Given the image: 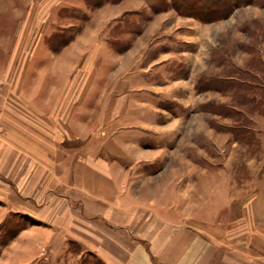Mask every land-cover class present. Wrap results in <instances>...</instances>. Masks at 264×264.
Segmentation results:
<instances>
[{"label":"rangeland","instance_id":"1","mask_svg":"<svg viewBox=\"0 0 264 264\" xmlns=\"http://www.w3.org/2000/svg\"><path fill=\"white\" fill-rule=\"evenodd\" d=\"M156 1L0 0V113L35 120L45 109L24 94L26 65L69 66L82 55L71 96H88L87 112L106 115L89 130L121 143L116 157L138 192L207 232L217 226L219 238L234 239L235 257L264 258V0L220 19L182 14L171 0L158 11ZM44 33L58 54L46 52ZM79 106L58 102L61 129H72L65 119ZM28 221L13 215L0 242ZM79 260L102 264L90 253Z\"/></svg>","mask_w":264,"mask_h":264},{"label":"crops","instance_id":"2","mask_svg":"<svg viewBox=\"0 0 264 264\" xmlns=\"http://www.w3.org/2000/svg\"><path fill=\"white\" fill-rule=\"evenodd\" d=\"M50 36L44 33L45 50L54 55L46 41ZM82 60L81 55L69 66L26 65L22 87L29 91L24 94L43 105L44 113L35 112V120L0 113V188L5 192L0 194V233L13 215L29 220L0 242V264H83L84 253L102 264H264L258 252L235 257L234 239L227 233L219 238L211 230L217 226L207 232L198 222L187 223L179 208L138 192L136 174L116 157L121 143L107 146L104 130H89L91 118L101 121L105 114L87 112L88 96H71ZM66 89L64 97L58 94ZM59 101L61 110L81 106L72 107L65 119L71 130L61 129Z\"/></svg>","mask_w":264,"mask_h":264},{"label":"trees","instance_id":"3","mask_svg":"<svg viewBox=\"0 0 264 264\" xmlns=\"http://www.w3.org/2000/svg\"><path fill=\"white\" fill-rule=\"evenodd\" d=\"M249 0H171V6L182 14L202 15L200 17H211L212 19H220L230 13L234 7L243 5ZM253 1V0H252ZM201 2L204 5H201ZM154 7L158 11L169 7L163 4L162 0L156 1ZM55 48V47H53Z\"/></svg>","mask_w":264,"mask_h":264}]
</instances>
